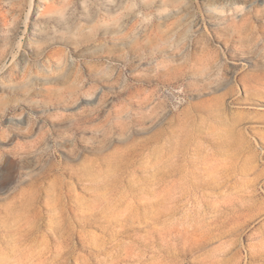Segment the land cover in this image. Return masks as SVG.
<instances>
[{"label":"rangeland","instance_id":"1","mask_svg":"<svg viewBox=\"0 0 264 264\" xmlns=\"http://www.w3.org/2000/svg\"><path fill=\"white\" fill-rule=\"evenodd\" d=\"M0 264H264V0H0Z\"/></svg>","mask_w":264,"mask_h":264},{"label":"bare ground","instance_id":"2","mask_svg":"<svg viewBox=\"0 0 264 264\" xmlns=\"http://www.w3.org/2000/svg\"><path fill=\"white\" fill-rule=\"evenodd\" d=\"M22 194H25V192H24V190H23V192H22ZM21 194V195H22ZM18 195V194H17ZM54 195H56V198H58V200L59 201H61L62 200V202H63V200L65 199V197H66V194L64 193V192H61V190H60V187H58V186H55V191H54ZM26 198V197H25ZM24 201V200H23ZM26 202H28V206H30V205H32L33 204V202H34V200H32V199H29V198H27L26 199ZM16 205H17V203H16ZM20 214H16V216H19ZM21 216V215H20ZM7 217V216H6ZM59 225H54V227L56 228V227H58ZM31 231H27V233L26 234H29ZM65 233V232H64ZM17 234V233H16ZM22 235V234H21ZM20 235V236H21ZM13 237V239H15L14 237V235L12 236ZM58 252V251H57ZM46 253H48L47 251L46 252H41L40 253V255L41 256H43L44 254H46Z\"/></svg>","mask_w":264,"mask_h":264}]
</instances>
